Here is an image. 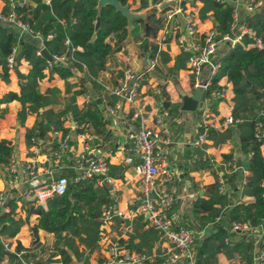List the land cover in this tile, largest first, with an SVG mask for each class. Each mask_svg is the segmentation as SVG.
Listing matches in <instances>:
<instances>
[{"label":"trees","instance_id":"1","mask_svg":"<svg viewBox=\"0 0 264 264\" xmlns=\"http://www.w3.org/2000/svg\"><path fill=\"white\" fill-rule=\"evenodd\" d=\"M117 1L120 5H127L131 12L143 13L142 17L131 19L130 29L126 28V19L113 7L104 5L97 8V0H48L47 3L25 0L21 6H14L19 18L40 35L47 55H63L62 62H53L37 54V47L32 42L18 35L11 26L0 24V79L8 81L5 59L12 48H15L14 69L20 61L28 64L26 73L16 72L18 91H8L0 96V104L12 100L19 103L16 112L19 124L27 115L34 114L33 124L24 133L27 146L36 143L38 139L43 140L52 130L60 131L61 135L67 134V128L63 127L64 116L77 126H86L88 131L98 136L104 134L106 121L101 105L96 99H91L81 106L76 105L75 97L85 92L83 87H78L64 99L62 108L55 109V89H47L44 93L37 90L38 81L46 75L48 78L56 75L66 79L71 76L72 70H78L87 77L91 87L100 91L103 87L102 83L97 81V75L105 69L107 59L119 50L127 36L137 43L139 50L147 58L157 57L153 69L143 73V79L151 74L161 79V68L165 69L162 78L184 68L189 52H179L172 64L166 67L169 56L150 41L155 39L162 27L163 12L169 7L157 10V5L162 0H132L130 5L137 4L132 9L127 0ZM197 1L200 3L198 17L212 18L217 37L223 34L235 36L238 33V30L230 29L234 11L231 0ZM255 1L261 4L241 19V26L247 29L248 33L241 34L240 39L232 43L219 58V68L201 95L202 100L209 99L215 103L216 100L212 99L210 94L222 88L217 83L219 79L224 77L231 84L233 95L230 116L236 121L221 131L208 128L207 139L212 140L214 144H220L231 139L235 131L240 157H236L233 152L222 154L219 165L213 167V163L209 162L202 151L194 152L197 155L196 163L200 168H210L214 181L206 187V198L199 196L192 202L193 217L201 225L211 222L212 230L198 245L193 240V264H211L214 254L218 251H223L226 255L236 253L240 264H252L251 229L259 225L264 228V155L261 152L264 145V0ZM47 35L50 37L47 38ZM252 38L258 39L261 46H253ZM166 41L167 39L165 43ZM117 76L120 78L122 71H119ZM69 89L66 91L70 92ZM160 91H163L162 88ZM162 95L161 107L167 110L169 115L176 113L178 105L170 104L164 93ZM114 99L112 97L108 103L113 104ZM207 109L214 110L213 106H208ZM257 124L260 125V130H263L258 139L255 137ZM201 129L197 127V131ZM11 154V143L0 138V164L5 163ZM233 158L238 166L237 170H232L225 164ZM113 170L114 166H108L107 174L113 175ZM216 170L222 173V192H219L220 183ZM240 170H245L247 174L242 177ZM63 174L67 179L66 191L62 195L49 198L45 209L33 207L25 202L22 204L21 217L14 211V200L8 201V212L0 213V264L3 261L4 264H22L15 255L22 247L16 243L13 250L8 251L3 248L2 241L12 239L32 215L35 218L31 226L32 233L35 234L37 229H40L54 237L52 252L45 259H37L35 264H69L71 256L79 258V245L91 249L92 239L97 237L102 223V212L113 203L112 199L104 184H95V178L75 181L71 169ZM235 194L250 200L237 203L232 200ZM216 216L220 218L218 222H213ZM232 221L246 223L249 230L229 232L228 225ZM227 237L229 240L225 243L224 239ZM258 248L263 252L261 264H264V229ZM56 255L59 259H52ZM27 257L34 255H21V258Z\"/></svg>","mask_w":264,"mask_h":264},{"label":"crops","instance_id":"2","mask_svg":"<svg viewBox=\"0 0 264 264\" xmlns=\"http://www.w3.org/2000/svg\"><path fill=\"white\" fill-rule=\"evenodd\" d=\"M132 0H127L129 5ZM137 4H132L130 7L134 9ZM168 5L167 7H171ZM200 7L198 2L196 10ZM7 8L6 1L0 0V10ZM149 8V7H148ZM147 8V9H148ZM238 26H241V19L247 13L242 5L235 8ZM196 31L198 35L213 27L212 18L207 16L204 19L198 17L196 11ZM1 24V23H0ZM3 25V24H2ZM158 33V32H157ZM186 38L183 31V23L180 17H176L174 25L171 27V32L167 37L166 43H156V37L150 40L157 45V48L167 53L170 60L166 67L170 66L175 59V56L181 52L177 46L176 36ZM27 40L32 42L37 49L40 47V40L24 36ZM231 43H218L215 53L211 57L212 62H218L219 58L227 51ZM147 57L143 54L137 43L129 36L122 42L118 51L114 52L106 61L105 69L101 70L97 75V81L102 85H113L118 78V72L122 71L124 66H129L135 72L144 73L146 67ZM186 61V60H185ZM28 64L20 61L16 69L8 70V81L4 82L0 79V96L8 91L17 92V78L16 72L26 73ZM162 69L163 75L161 79L151 74L143 79V83L139 89L136 100L132 103L126 101H118L114 96L109 95L103 89L95 90L87 81V77L78 70H72L70 77L61 79L56 75L48 78L46 75L38 81L37 90L39 93H44L47 89H55V101L53 106L62 108L64 99L70 95L71 91L78 87H83L85 92L75 97V104L83 105L84 96L91 99H96V102L101 105L103 116L106 124L103 136H98L95 141V148L105 158L108 166H114L113 175L110 176V182L102 184L108 190L112 199V204L115 209L125 213L127 208H130L136 201L137 191L135 188V177L132 169L125 166L123 163V156L125 154L124 148L126 145L125 134L129 128L136 124V119L132 114L136 111L144 115L152 116L155 111V102L153 97V89L162 88L166 100L170 104H177V112L170 115L173 120L165 119L169 129V143L163 145L166 153V162L174 171V177L171 182L166 184L165 189L173 196V203L171 205V212L179 224L195 230L194 243L198 245L200 241L209 235L211 230V222L200 224L192 215V202L196 197L206 198L207 186L214 181V176L210 168H200L196 163V151L202 153L213 163L216 167L220 163L222 154L233 152L236 157H240L238 151V143L236 139V132L233 131L232 138L220 143L214 144L212 140L206 139L200 147H191L190 142L195 136L197 125L199 123V110L204 107L213 106L214 110H209V117L214 121V129L221 131L225 127L219 126V121L230 115L232 90L231 84L226 81L224 77L217 82L224 92L225 98L216 100L212 103L210 100H198L196 109L194 111H183L180 109L181 95L190 96L194 89L192 88L193 76L187 70L186 64L184 68L178 69L176 72L162 78L165 75V69ZM46 73V70H45ZM208 76V67L204 66L201 70L200 78L204 80ZM68 87V88H67ZM70 88V89H69ZM69 89L70 92L66 90ZM114 97V103L109 104L108 101ZM117 105L114 113L107 111L109 106ZM19 109V103L15 100L0 104V138L8 140L12 145V155L18 159H25L29 157L28 148L25 144L24 133L27 128H30L34 121V114H29L24 121L19 124L16 120V112ZM159 111V110H158ZM69 119V118H68ZM63 127L67 128V135L69 136V143L71 148L77 150L80 146L81 138L79 133L72 127V121H63ZM59 134L60 131H59ZM58 137V136H57ZM50 138V132L42 140L41 153L38 160H42V153H46L49 148L44 144ZM38 139L37 141H39ZM56 140V137H55ZM262 152V151H261ZM195 158H192V156ZM264 155V152H262ZM70 161L65 160L61 163V167L55 173L63 174L69 169ZM72 170V169H71ZM73 172V170H72ZM219 174V171H215ZM247 174V173H246ZM64 175V174H63ZM100 186V185H97ZM2 181L0 180V188ZM233 201L250 200V198H241L237 194L233 195ZM17 215L23 217V211L20 209L16 212ZM34 216H29L27 223L23 224L18 233L10 239V250L18 243L26 253L36 256L38 259H45L52 252V244L54 237L51 233L37 229L33 234L31 226L34 223ZM213 222L214 219H213ZM212 222V223H213ZM218 222V221H217ZM116 241L130 250L140 251L144 254L154 256L157 262L170 257L174 254L169 243L160 239L158 234L153 231L147 224L146 215H137L132 219L114 218L111 221L101 224L97 237L92 239L91 249H86L82 245L78 246V252H81L78 259L71 256L69 264H96L105 254V244L107 242ZM130 246L131 248H129ZM52 259H59V256H53ZM213 262L211 264H240L238 255L232 253L226 255L223 251H218L214 254ZM3 261L1 264H4ZM60 264V262L58 263ZM164 264H188L185 260H178L175 262ZM252 264L254 261L252 259Z\"/></svg>","mask_w":264,"mask_h":264},{"label":"built area","instance_id":"3","mask_svg":"<svg viewBox=\"0 0 264 264\" xmlns=\"http://www.w3.org/2000/svg\"><path fill=\"white\" fill-rule=\"evenodd\" d=\"M7 8L0 10V23L11 26L18 35L36 38L40 40V47L36 53L40 54L43 49L42 38L33 31L25 21H22L14 11V6L21 4L25 0H5ZM47 3L48 0H40ZM172 4L163 12V24L156 35V43L163 44L171 32L176 17H180L183 23V31L186 38L176 36L177 46L181 52H189L185 64L187 70L193 76L192 88L200 89V97L205 88L210 84L211 77L219 68L218 62H212L211 57L215 53L218 43H234L240 39V35L248 33L243 26H238L235 8L240 4L247 13L254 11L261 2L255 0H231L234 7L232 13L231 30L236 29L238 33L235 36L223 34L217 37V32L213 27L203 32L201 35L196 31V5L197 0H162ZM168 6V5H167ZM158 10V5H157ZM50 35H47L49 38ZM252 45L260 47V41L252 38ZM79 49V48H77ZM15 48L5 59L7 70H13ZM53 62H62L63 55L53 54L49 57ZM157 62V57L147 58L144 72L153 69ZM49 64L47 65V67ZM204 66L208 67V76L202 80L200 78L201 70ZM143 72L138 73L129 66L122 68V76L114 85H102V89L109 95L114 96L118 101H126L132 103L136 100ZM153 97L155 102V113L152 116L144 115L138 111L132 114L136 119V124L129 128L125 134L126 145L124 148L123 163L132 169L135 188L137 191L136 201L123 213L113 206H108L102 212V223L105 224L114 218L132 219L137 215H146L148 226L154 230L160 239L169 243L174 251L170 257L157 262L154 256L144 254L140 251L130 250L122 244L112 241L105 244V254L96 264H164L179 260H185L188 264H193V240L195 230L179 224L177 217L171 212L173 196L166 191L165 186L172 181L174 171L166 162V153L163 145L169 143V129L165 119L173 118L167 110L161 107L163 95L158 88L153 89ZM211 98L221 100L225 98L223 88L211 92ZM199 97V98H200ZM209 99H204V101ZM90 101V98L84 96L83 104ZM117 105L109 106L107 111L114 113ZM159 110V111H158ZM64 120L68 121V117L64 116ZM233 120L230 115L219 121L220 127L232 125ZM72 127L76 129L81 138L80 146L77 150L71 148L69 136L61 135L59 131H50V138L44 142L48 145L46 153H42V160H38L43 145L40 139L28 148L30 154L28 158L18 159L14 155H10L5 163L0 164V180L2 187L0 188V213L8 212V201L14 200L15 212L22 210V204L28 202L33 207L46 208V202L55 195H62L66 191L67 179L63 174L55 173L60 169L63 161L69 160V167L73 170L75 181L95 178V184L101 185L104 182H110V176L107 174L108 164L102 154L95 148V141L98 136L86 129V126H77L72 121ZM197 127H201V131H196L194 138L190 142L191 147H200L207 139V129L214 127V121L209 117V110L202 107L199 110V123ZM255 137L263 134L260 125H256ZM259 135V136H258ZM58 136V137H57ZM56 137V140H55ZM56 143V146H55ZM264 152V145L261 147ZM192 158H195L194 154ZM232 170H237L235 158L225 163ZM228 171V170H225ZM242 177L246 175L245 170H240ZM218 182L220 183L219 192L224 191V183L222 173L218 174ZM153 191L155 197H149V193ZM240 201L237 200V203ZM220 216L214 217L217 222ZM263 226L259 225L251 229L252 233V259L254 264H261L263 252L258 248L259 238L263 232ZM249 226L244 222L232 221L228 225V231L246 232ZM229 238H225L227 243ZM10 240H3L2 246L5 250H10ZM26 253L25 249L20 248L15 255L22 264H35L38 259L36 256L21 258Z\"/></svg>","mask_w":264,"mask_h":264},{"label":"water","instance_id":"4","mask_svg":"<svg viewBox=\"0 0 264 264\" xmlns=\"http://www.w3.org/2000/svg\"><path fill=\"white\" fill-rule=\"evenodd\" d=\"M109 5L114 8L115 11H118L125 19H126V28L130 29V21L131 19L142 17L143 13H134L131 12L127 5H120L117 0H97L96 7L100 8L101 6ZM150 5V4H149ZM169 5L168 2H162L158 5V9H161L165 6ZM97 28V22L95 23V30ZM40 54L43 55L46 59H49L46 51L44 49L40 50ZM200 97V89L196 88L192 95L186 96L181 95V105L180 109L183 111H194L196 109V105L198 103ZM149 197H155V193L151 191L148 195Z\"/></svg>","mask_w":264,"mask_h":264},{"label":"rangeland","instance_id":"5","mask_svg":"<svg viewBox=\"0 0 264 264\" xmlns=\"http://www.w3.org/2000/svg\"><path fill=\"white\" fill-rule=\"evenodd\" d=\"M143 12V11H142Z\"/></svg>","mask_w":264,"mask_h":264}]
</instances>
